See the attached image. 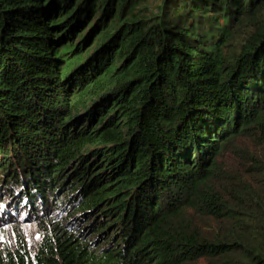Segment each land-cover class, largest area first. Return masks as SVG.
Masks as SVG:
<instances>
[{
  "label": "trees",
  "instance_id": "1",
  "mask_svg": "<svg viewBox=\"0 0 264 264\" xmlns=\"http://www.w3.org/2000/svg\"><path fill=\"white\" fill-rule=\"evenodd\" d=\"M2 197L7 264H264V0H0Z\"/></svg>",
  "mask_w": 264,
  "mask_h": 264
},
{
  "label": "rangeland",
  "instance_id": "2",
  "mask_svg": "<svg viewBox=\"0 0 264 264\" xmlns=\"http://www.w3.org/2000/svg\"><path fill=\"white\" fill-rule=\"evenodd\" d=\"M9 201L8 198L4 197L0 199V254L4 264H7L12 253L16 255L15 252L20 239H24L29 252L35 253L49 230L40 223L38 218L33 217L31 214L28 216V211L22 208L21 204H18L20 205L18 208L16 206L10 207L8 215L5 206ZM23 216L24 219L22 220Z\"/></svg>",
  "mask_w": 264,
  "mask_h": 264
}]
</instances>
